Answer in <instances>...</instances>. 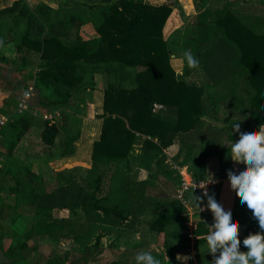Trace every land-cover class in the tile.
I'll return each mask as SVG.
<instances>
[{
  "label": "trees",
  "instance_id": "16d2710c",
  "mask_svg": "<svg viewBox=\"0 0 264 264\" xmlns=\"http://www.w3.org/2000/svg\"><path fill=\"white\" fill-rule=\"evenodd\" d=\"M248 2L201 0L198 14L185 17L187 25L171 31L168 27L177 6H153L147 0H84L82 6L88 15L68 10L66 4L45 1L32 4L19 0L0 10V47L12 44L21 64L29 67L26 81L35 88L52 90L54 99L47 106L51 112L60 110V119L65 123L51 125L28 112L17 114L22 99L4 100L0 106V115L9 117L1 131L0 158H5L14 181L8 188L1 186L0 193L13 194L17 202L15 207L0 204V251L10 261L3 264H90L102 245L104 232L100 227L104 224L134 234L146 226L149 233H164L172 238L165 242L160 254L150 251L147 244L135 245L133 264L139 252H150L161 264L176 263L182 249L189 248V253V220L185 206L177 199L180 175L167 165L164 151L176 142L185 146L187 154L180 166H189L193 179L199 182L210 180L208 157L212 153L219 162L215 178L226 181L229 171L235 173L231 145L240 138L233 125L240 123V131L248 133L258 131L264 124V10L254 14L245 9L251 4ZM182 15L185 16L184 11ZM89 23L96 35L86 39L81 31ZM186 51L199 61L198 67H188ZM174 59L183 60L185 73L181 78ZM0 60L8 59L0 54ZM98 74L107 85L100 137L91 150L86 148L83 152L82 163L87 165L84 170L92 189L88 190L73 175L55 172L50 165L78 154L75 144L80 133L74 134L68 125L67 110H74L76 105L86 108L84 94L95 87ZM194 74L201 76L202 84L189 81ZM76 96L81 98L74 105ZM224 108L230 120L227 127L206 124V119L219 122ZM35 127L42 144H32L31 148L38 145L32 149L39 156L38 164L28 165L17 155L21 154L23 139ZM62 134L65 138L57 146ZM137 146L142 148L141 172H147V177L139 182L130 180L129 160ZM197 148L199 156L195 154ZM45 160L48 172L40 167ZM109 176V191L100 196ZM50 182L55 183L52 188L48 186ZM223 185L224 182L214 184L209 190L219 204L227 194ZM194 195L203 198L200 207L207 206L204 195L188 194L187 202L197 211ZM233 198L240 200L237 195ZM243 205V210L235 205L233 220L253 215ZM62 211L73 216L58 217ZM79 211L85 219L78 216ZM208 211L207 216L214 217ZM149 214L151 217L146 220ZM24 215L34 221L19 235L13 226ZM242 224L246 231L239 237L240 251L247 252L243 240L264 230L258 221L255 226L245 221ZM210 226L211 220L205 217L197 220V264H212L220 254L217 252L214 257L208 253L206 237ZM35 236L52 242L54 249L49 255L37 258L39 245H29ZM6 239L12 241L7 250ZM64 240L73 241L72 249L80 251L78 258L69 261L70 252L66 260L61 257L59 248ZM30 255L36 257L33 263Z\"/></svg>",
  "mask_w": 264,
  "mask_h": 264
},
{
  "label": "rangeland",
  "instance_id": "374dc122",
  "mask_svg": "<svg viewBox=\"0 0 264 264\" xmlns=\"http://www.w3.org/2000/svg\"><path fill=\"white\" fill-rule=\"evenodd\" d=\"M19 0H0V10H3L7 7H11L13 4L18 2ZM28 3L31 2L32 4H38L40 1H45L49 4H66V8L71 11L81 12L84 11L88 15V11L85 10L86 8L83 5L84 0H27ZM149 1V4L153 6H169L171 8H175L174 13L171 17V23L168 27L169 31L176 28L180 30L181 28L185 27L187 25L186 18L188 16H195L198 14L199 7L202 3L201 0H147ZM178 2L179 5H176ZM251 4L245 6V9L253 10L254 14H260L264 10V0H249ZM248 2V3H249ZM179 6L182 9H179ZM182 11V12H181ZM183 11L185 12V16L182 15ZM249 11V10H248ZM257 11V13H256ZM11 20L9 19V23ZM94 26L89 23V25H86L83 27L81 33L86 39H90L95 34V30L93 28ZM172 28V29H171ZM10 39V37H9ZM0 54H3L8 59L7 61L0 60V106L3 104L4 100L11 99L13 102H19L21 99L25 98V96L30 93L31 99H30V106L32 110L38 111V113H50L51 110L47 106V103L54 99V95L52 93L51 89L45 90L43 88H35L33 86L32 82L26 81L25 79V73L26 70L29 69V67H25L21 64L18 53L15 49V47L12 44H8L4 47H0ZM174 66L178 70V77H183L185 70H183V60L174 59L173 60ZM31 68V67H30ZM23 69H25L23 71ZM189 81H197L199 84H202V78L200 75L194 74L192 77L188 78ZM107 85V82L105 81V78L102 75H97L95 77V87L87 90L85 92V100H86V108H81L77 103L80 102L79 96H76L73 100V104L76 105L75 109H70L69 112V123L68 125L71 126L72 131L74 134L77 132L80 133V139L76 141L75 146H80L84 142L83 139H87L89 141H93L98 138V132L100 130V124L103 122V119L100 117L103 113L102 111V104H103V96H104V90ZM33 88V90H31ZM158 108V107H156ZM227 109L224 108L220 112L219 122H213L211 119H206V124H213L218 126L219 128L227 127L228 123L230 122L228 118V113L226 112ZM235 119V117L233 118ZM242 119V118H241ZM35 120L39 121L38 118H35ZM59 125L63 122V119H59L58 121ZM63 124H65L63 122ZM65 135H60L57 140V146L64 140ZM40 140V134L39 129L35 127L33 130L29 132L28 138L23 139L24 145L21 150V154L17 157H22L26 160V163L29 165L38 164V159L35 154L31 155V151L33 148H38L35 145L33 148H31L32 144H39V147L41 146ZM2 142V140H1ZM91 143V142H90ZM204 144V142L202 143ZM84 146H81V151L83 152L86 148ZM31 148V149H30ZM80 148V147H79ZM83 148V149H82ZM3 150V146L0 145V151ZM87 150V149H86ZM142 152V148L137 146L133 150V154L130 157V166L132 167V171L130 174V180L132 181H140L147 177V172H141L140 169V155ZM89 153V150H88ZM200 148H197L195 151V154L199 156ZM87 154V153H85ZM187 149L185 146H183L180 142H176L175 144L171 145L168 149L164 151V155L167 158V165L170 166V168L177 170L179 168L180 172H184L186 175H190L192 177V173L190 172L189 166H180V163L186 158ZM196 157V155H195ZM71 159H63L59 162H53L52 165H50V168H53L55 172H62L67 176V174L73 175L79 182L82 184L86 189L92 190L88 183H87V174L84 170V168L87 167V165L82 163L78 158L75 157H69ZM0 168L2 170V177H0V187L4 186L5 188H8L9 186H12L14 184V181L12 179V175L9 173V166L5 165V158H0ZM232 168L235 170V174L239 175L240 172H242L246 168V164L243 163H237L235 161H231ZM80 167L77 170H71L74 167ZM41 170L44 172H48L47 169V163L46 160L44 163L40 164ZM52 171V169H51ZM178 171V170H177ZM179 172V171H178ZM219 172V162L218 158L210 153L208 157V175L210 180H214L215 175ZM180 175V173H179ZM181 177V176H180ZM193 178V177H192ZM217 180V179H216ZM229 180V178H228ZM164 180L161 178L160 183L163 184ZM216 182V181H215ZM225 182L223 185L226 187L227 191L224 192L226 194L224 199L221 201V206L224 208L225 211H231L232 214H234V207L237 204L239 205L240 209H244V205L240 203V200L234 199L233 197L236 196L235 192L231 189L230 181H220L217 180L216 184ZM55 183L50 182L48 183V186L51 188L54 186ZM110 186V176L106 177V180L103 184L102 191L100 192V196L105 195L109 191ZM52 190V189H50ZM230 193V196L228 194ZM2 202H5L10 207L16 206V200L13 194H8V192H1L0 193V204ZM195 210L194 212V219L197 221L200 218L205 217L207 220L213 221L211 223V226L214 225L215 221L213 216H207L209 213L207 206L205 205V209L201 212V215H197V212ZM241 211V210H240ZM150 213V212H149ZM57 216V214H56ZM72 213L69 211H62L58 213V217H72ZM78 216L80 218L85 219V216L82 211L78 212ZM151 217V214H149L146 218L148 220ZM34 221V218L31 216H23L21 219L17 221V223L13 226V228L16 230V232L21 235L24 233L25 229ZM242 221L246 222L249 225L255 226L257 225V221L253 215L251 214H245L242 215L238 222L240 226L239 230V237L244 234L245 235V225L242 224ZM103 230L104 237L102 238V245L99 249H96L93 256V261L90 264H133V258H132V248L141 243L143 245H146L147 248L150 251H153L157 254H160L161 249L163 248L165 242L168 240L170 241L172 238L167 237L164 235V233H149L146 230V226H142L139 233H130L125 228H119V227H112L110 225H101L100 227ZM252 227V231H253ZM146 230V231H145ZM100 233V231H98ZM145 240V241H144ZM11 239H6L4 242V248L5 250L8 249V247L11 244ZM14 242V241H13ZM150 242V244H148ZM38 244L39 245V254L37 255V258H41L42 255L46 256L49 255L53 249L54 245L50 240L47 239H40L39 237L35 236L32 241L29 242V245L32 247L33 245ZM181 242L177 241V246L179 247ZM73 241L72 240H64L62 241V244H60L59 251L63 253L61 257H63L66 260V254L70 252V260L73 258H78L80 256V251L76 249H72ZM192 247V249H191ZM181 248V246H180ZM182 249L183 251L179 252L177 254L178 257L181 259H178L176 263L172 264H190L191 258H194V263L197 261V250L196 245L191 244L190 249L192 251V255H188V250ZM186 250V251H185ZM30 262L33 263L36 260L35 255H30ZM67 260V262H69ZM10 261L3 255V252L0 251V264L3 263H9ZM133 262V263H132ZM68 264V263H66ZM197 264V262L195 263Z\"/></svg>",
  "mask_w": 264,
  "mask_h": 264
},
{
  "label": "clouds",
  "instance_id": "9594fccd",
  "mask_svg": "<svg viewBox=\"0 0 264 264\" xmlns=\"http://www.w3.org/2000/svg\"><path fill=\"white\" fill-rule=\"evenodd\" d=\"M184 58L189 68L198 67L199 61L191 51H186ZM232 129L240 133V138L231 145L230 157L247 166L239 175L228 172L231 189L240 197V203L246 204L252 211L260 229L264 230V124H261L258 131L254 129L248 133L240 131V123H235ZM203 195L207 197V208L211 210L215 220L206 237L208 253L214 257L217 252L220 253L212 264H264V233L249 235L243 240L248 251H240L239 222L233 220L231 211H225L217 203L214 195H209L207 190ZM192 200L203 211L200 207L203 198L194 195ZM135 260L136 264H161V260L150 252L137 253Z\"/></svg>",
  "mask_w": 264,
  "mask_h": 264
},
{
  "label": "built area",
  "instance_id": "2783aa9c",
  "mask_svg": "<svg viewBox=\"0 0 264 264\" xmlns=\"http://www.w3.org/2000/svg\"><path fill=\"white\" fill-rule=\"evenodd\" d=\"M31 90H33V88H31ZM31 95L32 94L28 93L25 96V98H23L18 103L17 114H23L25 112H28L35 117L43 119L44 121H49L51 125L57 123L61 117V111L58 110V111H54L50 113H38V111L32 110L30 106ZM8 120H9V117L7 115H0V139H1V131L7 125ZM177 170L179 171L180 176H181L180 185L177 190V199L186 208L185 215L187 216L189 220L188 225H187V236L191 242L190 246L192 242L193 244L196 245L197 236L195 234V227H196L197 221L194 219V212L196 209L189 202H187L186 196L190 193L203 195L205 190H207V192L209 193L210 187L216 184L217 181L215 182V180H207V181L199 182V181L194 180L190 175L188 174L186 175L184 172H180L179 168H177ZM201 187H204V188H201ZM201 208L204 210L205 205H202ZM190 254L192 255V251ZM191 260L194 261V258H191Z\"/></svg>",
  "mask_w": 264,
  "mask_h": 264
},
{
  "label": "crops",
  "instance_id": "0c3cea01",
  "mask_svg": "<svg viewBox=\"0 0 264 264\" xmlns=\"http://www.w3.org/2000/svg\"><path fill=\"white\" fill-rule=\"evenodd\" d=\"M68 112H70V110H67ZM101 127H102V122H101V124H100V130H99V132H98V138L100 137V133H101ZM98 138L97 139H95V140H93V141H89V140H87V139H83V141L82 142H87V149H89V150H91V148H92V145H93V143L96 141V140H98ZM91 142V143H90ZM84 143L82 144V145H80V146H77V148L79 149V152H78V154L75 156V158H78V159H80L81 161H83V157H84V154H83V152L81 151V146H84V148L86 147L85 145H84ZM80 147V148H79ZM83 149V148H82ZM33 154H35L36 156H37V159H38V154L37 153H35V152H31V155H33ZM72 157H74V156H72ZM68 159H71V158H68ZM61 161V160H60ZM84 162V161H83ZM227 182L228 181H230V180H226ZM225 183V182H224ZM224 199V197L222 196V200ZM212 218H214V217H212ZM215 221V220H214ZM213 221H211V223H212ZM244 234H242L241 236H243ZM190 253H191V251L189 250V253H188V255H190ZM178 257V256H177ZM192 260H190V262H191ZM189 262V263H190ZM196 263V262H195Z\"/></svg>",
  "mask_w": 264,
  "mask_h": 264
}]
</instances>
